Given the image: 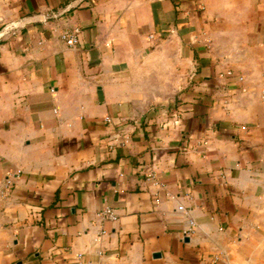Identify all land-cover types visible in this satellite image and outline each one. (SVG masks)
<instances>
[{"label": "crops", "instance_id": "1", "mask_svg": "<svg viewBox=\"0 0 264 264\" xmlns=\"http://www.w3.org/2000/svg\"><path fill=\"white\" fill-rule=\"evenodd\" d=\"M34 15L0 37V264H264V0H0V34Z\"/></svg>", "mask_w": 264, "mask_h": 264}, {"label": "built area", "instance_id": "2", "mask_svg": "<svg viewBox=\"0 0 264 264\" xmlns=\"http://www.w3.org/2000/svg\"><path fill=\"white\" fill-rule=\"evenodd\" d=\"M80 31L78 29L73 31H64L61 34L62 41L69 47L75 48L80 44ZM228 75H232V72H228ZM116 143L124 144V142L120 141V139H115ZM180 211H184L183 207H180ZM98 218L102 221L104 220H111V221H117L118 217L115 214V212L112 209H106L105 211L98 214ZM194 222L190 223L189 228L184 232L185 237H191L194 232Z\"/></svg>", "mask_w": 264, "mask_h": 264}, {"label": "water", "instance_id": "3", "mask_svg": "<svg viewBox=\"0 0 264 264\" xmlns=\"http://www.w3.org/2000/svg\"><path fill=\"white\" fill-rule=\"evenodd\" d=\"M44 20H45V17L42 15H34V16L28 17L24 20H21L15 24L11 25L10 27L5 28V31H3L0 34V37H4L9 32L17 30V29H21V28L25 27L26 25L42 22Z\"/></svg>", "mask_w": 264, "mask_h": 264}]
</instances>
